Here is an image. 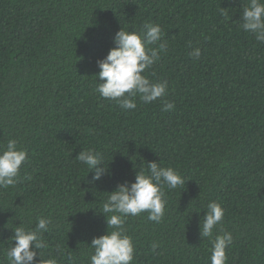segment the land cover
<instances>
[{"label":"trees","instance_id":"obj_1","mask_svg":"<svg viewBox=\"0 0 264 264\" xmlns=\"http://www.w3.org/2000/svg\"><path fill=\"white\" fill-rule=\"evenodd\" d=\"M249 2L0 0V147L15 138L28 152L20 182L0 188V264L14 229H34L38 217L52 219L45 260L91 264V241L108 231L102 204L151 161L185 184L163 186L161 222L126 218L132 264H211L200 222L212 201L225 209L213 238L233 236L227 264H264V43L241 27ZM148 23L162 27L167 51L146 74L168 90L125 111L96 91L97 61L121 28ZM86 149L108 167L95 183L75 158Z\"/></svg>","mask_w":264,"mask_h":264},{"label":"clouds","instance_id":"obj_2","mask_svg":"<svg viewBox=\"0 0 264 264\" xmlns=\"http://www.w3.org/2000/svg\"><path fill=\"white\" fill-rule=\"evenodd\" d=\"M242 25L244 31L255 35L257 41L264 43V0H250L243 6ZM164 33L157 23H148L140 30L121 28L114 36L113 47L103 59L97 61L100 71L96 74L101 82L96 91L100 97L115 101L122 110H134L137 107L136 97L149 104L166 95L167 81L152 82L146 70L160 59V53L167 51V42L162 40ZM159 44L157 47L152 45ZM189 55L199 58L201 49L195 48ZM175 104L165 102L163 111L174 110ZM94 171L92 183L99 181L107 174L104 155L92 149L81 151L76 157ZM28 159L27 149L20 142L9 139L6 146L0 147V188L15 187L20 182V170ZM185 179L178 169L162 167L157 161L147 162V168L136 172L135 181L131 184H120L110 192L102 204L101 212L105 214L108 231L93 238L89 245L94 249L90 256L91 264H132L135 247L127 234L126 218L148 213V219L161 222L165 215L167 199L163 186L176 189L184 185ZM206 214L200 222L202 238L212 242L211 264H227V250L233 241L231 232L223 231L214 235V231L225 215V209L216 201L209 202ZM51 217H38L34 229L16 227L11 238L15 244L6 253L9 264H34L39 254L43 259L39 264H57L55 258L44 259L41 250L47 247L41 238L49 230ZM157 244L153 243V249Z\"/></svg>","mask_w":264,"mask_h":264}]
</instances>
